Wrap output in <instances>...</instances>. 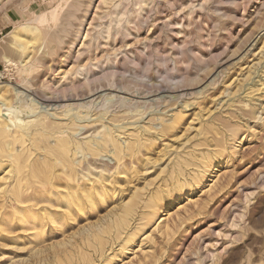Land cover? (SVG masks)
Instances as JSON below:
<instances>
[{
  "label": "rangeland",
  "instance_id": "374dc122",
  "mask_svg": "<svg viewBox=\"0 0 264 264\" xmlns=\"http://www.w3.org/2000/svg\"><path fill=\"white\" fill-rule=\"evenodd\" d=\"M26 22L38 30L28 73L10 35ZM5 84L16 104L22 91L23 102L57 106L65 126L31 125L15 145L28 152L19 174L0 150V264H264V0H0ZM65 102L83 119L64 118ZM106 129L133 151L104 199L95 191L96 206L80 211L57 198L70 170L47 150L63 134L68 158L77 141L82 167L100 168L114 161L98 138ZM194 173L199 182L179 190ZM18 183L30 202L17 203ZM19 208L28 218L7 217Z\"/></svg>",
  "mask_w": 264,
  "mask_h": 264
},
{
  "label": "bare ground",
  "instance_id": "6f19581e",
  "mask_svg": "<svg viewBox=\"0 0 264 264\" xmlns=\"http://www.w3.org/2000/svg\"><path fill=\"white\" fill-rule=\"evenodd\" d=\"M83 19V18H82ZM82 22L80 21V24L81 25ZM78 31V30H77ZM79 31H80V28H79ZM78 31V32H79ZM10 35L11 37L13 38V45H15V47L17 49H19L22 54H24V58L23 60H21V66L23 67V70L26 71L27 73L29 71H31L34 67V64L31 63L32 61L29 60L30 59V54L32 53V50H34V48L32 49L31 47H33L34 45V42H36L37 38H38V30L35 26L33 25H30L28 24L27 22L23 25H20V26H15L14 29L10 32ZM47 36V35H46ZM253 44V43H252ZM31 48V49H30ZM67 48H70V45L69 47L67 46ZM69 50V49H68ZM31 52V53H30ZM67 53V52H66ZM68 55V54H66ZM5 60L9 61V59L7 57H4ZM31 61V62H30ZM15 64V63H14ZM224 68V67H223ZM226 68V67H225ZM89 70V69H88ZM221 71V70H220ZM218 73V71H217ZM221 73V72H220ZM223 73V72H222ZM225 73V71H224ZM219 74V73H218ZM222 76V75H221ZM214 77V76H213ZM217 79V78H216ZM219 79V78H218ZM218 81V80H217ZM7 84L5 85H0V138L3 139V148L0 146V150L1 152H3L1 155H5V157L7 156L8 159L10 158V161H9V165L10 167L13 168L15 170V173H20V171H22L23 168H25L28 164H27V161L26 159L28 158L27 157V153L24 155V157L22 156V152L21 150H17V146H15L16 144H18L19 146H22L24 143H25V140H26V133L28 132V130L32 127L31 125L33 124H37L36 126L38 125H41L42 127L46 129L50 128V127H53L55 129V127H57L58 125H63L65 126V124H59L60 123V120L59 122H56L55 119H58L57 117V106L56 107H47L46 105H41L38 101H35V99H31L29 98V100H25L23 102V97L20 96L22 93V91H17L16 92V98H20L21 100L19 101L20 104H16L14 102V99H10V97L5 94L4 92V89L6 87ZM4 88V89H3ZM15 94V93H14ZM27 95V94H26ZM100 97V95H99ZM74 103V102H73ZM81 104V102H80ZM83 105V103H82ZM186 105V104H185ZM14 106V107H13ZM16 106V108H15ZM62 108H64V115L66 118L67 117V120L69 119H74V124H75V120L78 119V121L82 120L81 116H79V114H77V117H76V113L73 112L74 110V106L73 104L71 103H64L61 105ZM81 106V105H80ZM246 106V105H245ZM83 107V106H82ZM53 109L54 111H50V109ZM79 108V107H78ZM63 110V109H62ZM79 110V109H78ZM80 113V111H78ZM151 118V117H150ZM171 119V118H170ZM175 120V118H173L171 120V124H169V128L170 127H173V121ZM63 121V120H62ZM65 122V121H64ZM69 122V121H68ZM73 122V120H72ZM139 122V121H138ZM71 123V122H70ZM78 124H80L78 122ZM34 125V126H35ZM57 125V126H56ZM74 126V125H72ZM84 125H78V128H83ZM39 128V126H38ZM64 128V127H63ZM77 128V130H79ZM43 129V128H41ZM52 129V128H51ZM49 129V130H51ZM58 129V128H57ZM66 129V128H65ZM105 129V128H104ZM44 130V131H45ZM76 130V129H74ZM76 130V131H77ZM107 130V129H106ZM63 131V129L61 130ZM111 131V130H110ZM54 132V131H53ZM87 132V131H86ZM45 133V132H44ZM75 133V132H74ZM73 133V134H74ZM77 133V132H76ZM103 133V132H102ZM66 134V133H65ZM162 134V133H161ZM59 135V134H58ZM102 136H99L98 135V138L100 139V141H102L104 143V145H107V144H110L111 145V155L112 157L114 158V161L111 162H108L106 159H103V161H101V167L100 168H97V166H93L92 168L91 167H82V163H83V159L86 158V154L87 152L84 151V147L83 145H81L82 143L80 142H77L75 141L73 144V147L75 148L74 149V152L71 151L72 153H70L71 155L73 154L74 156L72 158H68V152L71 150L70 149V146H71V141L70 139L63 135L60 136L59 138V141L58 143L56 144V146L58 147L59 146V149H52V148H49V151L47 150V152H49L50 155H53L55 158L54 159H59L60 158H65L66 162H67V166L70 170V172L67 174V180L69 181L67 183V185L65 186V193L62 192L61 194V191H60V195L58 194L57 195V192H56V195H57V198L61 195H63V198L65 200V202L69 205L70 202L74 203V205H77L81 210L84 209V204L86 203V205H90V204H94L96 201V196H95V191L98 193V198L99 199H104L105 197V194L107 195V192H108V188L105 186L104 182L107 181L110 183V185H113L115 184V182L117 181L118 178L120 177H123V172L121 168H123V166L126 167V164H122L121 162V159L126 155L128 154V152H131L133 151L132 150V145L130 143H125L124 145L121 144V142H118L117 138H113V136L110 135V132H109V129L107 131L104 132V134H101ZM105 135L109 136L108 138L105 137ZM58 136V137H59ZM69 136V135H68ZM88 137V136H87ZM87 137H84L83 139L87 138ZM97 137V136H96ZM116 137V136H115ZM46 138V137H45ZM57 138V137H56ZM93 138V137H92ZM76 139V138H75ZM74 139V140H75ZM1 141V140H0ZM56 141V140H55ZM94 140L92 139H87L85 140L83 143L84 145H87L88 147V150H91V147H92V142ZM82 142V141H81ZM95 145L96 147L98 146L99 147V143L95 142ZM137 143V141H136ZM41 145V144H40ZM109 145V146H110ZM238 145V144H237ZM39 147V145H37ZM137 146V145H135ZM236 146V145H235ZM56 147V148H57ZM72 147V148H73ZM101 147V146H100ZM99 147V148H100ZM136 148V147H135ZM236 148V147H235ZM25 149V148H24ZM23 149V150H24ZM43 149V148H42ZM94 149V148H93ZM98 149V148H97ZM138 149V148H137ZM26 150V149H25ZM96 150V149H95ZM110 150V149H109ZM27 151V150H26ZM104 152L106 153L108 150H101L100 152ZM30 152V151H29ZM80 152V155L77 156L78 158L81 157V159H77L76 158V154ZM32 153V151L29 153V155ZM46 153V152H45ZM69 154V155H70ZM99 154V153H97ZM108 154V153H107ZM101 155V154H100ZM1 156V157H2ZM26 156V158H25ZM31 156V155H30ZM51 157V156H50ZM88 157V156H87ZM102 157H104L102 155ZM107 157V156H106ZM110 157V156H109ZM89 159V158H88ZM58 160V161H59ZM56 161V160H55ZM93 161V160H92ZM159 161V160H158ZM45 162V160H44ZM100 162V160H99ZM209 158H206L204 159L201 163H202V170L203 172L201 173H205L208 169H209ZM53 163V162H52ZM104 163V164H103ZM131 165L133 164L132 161L130 162ZM8 164V163H7ZM129 164V162H128ZM46 165V164H45ZM92 165V164H91ZM129 165V167L131 166ZM89 166V164H88ZM133 166V165H132ZM130 167L131 169L133 167ZM31 167V166H29ZM45 167V166H44ZM52 167V166H51ZM75 167V168H73ZM146 167V166H145ZM47 168V166H46ZM45 168V169H46ZM67 168V170H68ZM92 171H91V169ZM97 168V169H96ZM129 168V169H130ZM74 169L76 172H80L82 173V177L84 176H88L89 178L91 177H95L96 178V183L95 184H89V185H82V182H79L78 179H75L74 178V175L73 172H74ZM130 169V170H131ZM198 169V168H197ZM51 170V169H50ZM56 171V170H55ZM84 171V172H82ZM198 171V170H197ZM12 172V171H10ZM14 172V171H13ZM12 172V173H13ZM67 172V171H66ZM92 172V174H91ZM135 172V171H134ZM14 173V174H15ZM75 173V172H74ZM123 173V174H122ZM73 174V175H72ZM90 175V176H89ZM125 175V174H124ZM200 174L198 173H194L193 174V182H189L188 183H182L180 181H177V187L179 190H182L184 187L189 186L191 187L192 185H196L197 182H199L200 180V177H199ZM17 176V175H16ZM50 176V175H49ZM77 177V176H76ZM86 178L88 179L89 183H91L90 179L89 178ZM78 178V177H77ZM17 179V178H16ZM84 179V178H83ZM180 180V179H179ZM22 181V180H21ZM86 181V180H85ZM192 181V180H191ZM50 182V181H49ZM17 183V182H16ZM93 183V182H92ZM88 184V183H87ZM107 184V183H106ZM117 184V182H116ZM17 185V188L15 186V188H13V195L17 201V203H24V202H30L32 200V198H30L29 195L28 198H24L23 197V185H22V189L20 188V185L19 183L16 184ZM19 185V186H18ZM58 185V184H57ZM109 185V186H110ZM62 186V185H60ZM64 186V185H63ZM1 187V185H0ZM2 188V187H1ZM27 188V187H26ZM4 189V188H2ZM1 189V191H3ZM43 190H41L42 192ZM48 191V190H46ZM27 193V192H26ZM39 193V192H38ZM47 193V192H45ZM49 193H50V190H49ZM64 193V194H63ZM55 194V193H54ZM53 194V195H54ZM44 195V194H43ZM33 197V196H32ZM34 198V197H33ZM56 198V197H55ZM62 198V197H61ZM163 198V197H162ZM14 199V200H15ZM31 199V200H30ZM35 199V198H34ZM35 201V200H34ZM159 201V197H156V198H153L152 202H151V211H149V217H153L155 214H156V211L158 209V202ZM37 204V203H36ZM66 204V205H67ZM12 205V204H11ZM14 206V209L20 205H16V204H13ZM16 205V206H15ZM59 205V204H58ZM96 206V203L94 204ZM25 206V205H24ZM71 206V204H70ZM12 207V206H11ZM12 207V208H13ZM73 207V205H72ZM71 207V209H72ZM76 207V208H78ZM22 208V207H21ZM63 208V207H62ZM2 209V208H1ZM67 209V207H66ZM68 209H70L68 207ZM70 209V210H71ZM86 209V208H85ZM84 209V210H85ZM23 210V209H22ZM22 210H16L17 212L16 213H13L12 215L10 216H7L11 219H13L14 217L16 218V214H19L18 218L19 219H24L25 217L28 218V215L26 216V214H24L25 212H22ZM83 210V211H84ZM46 211V210H44ZM48 211L50 212V210L48 209ZM68 211V210H67ZM159 211V210H158ZM15 212V211H14ZM32 212V211H31ZM48 212V213H49ZM68 212H71V211H68ZM132 212V209H131V206L129 204H127L125 207H124V210L121 214V217H120V221L122 222H125V219L131 214ZM52 212H50L49 214H51ZM159 213V212H158ZM1 215V214H0ZM2 216V215H1ZM31 216V215H30ZM29 216V217H30ZM35 216V215H34ZM157 216V215H156ZM32 220V219H31ZM34 221V220H33ZM11 223V222H10ZM1 224V223H0ZM1 227V226H0ZM9 227V226H8ZM21 230V229H20ZM131 238V237H130ZM130 238H127L125 239L124 243H129V240ZM131 241V240H130ZM65 243V242H64ZM126 245V244H125ZM117 254V253H116Z\"/></svg>",
  "mask_w": 264,
  "mask_h": 264
}]
</instances>
